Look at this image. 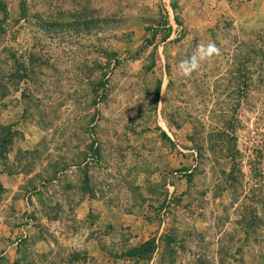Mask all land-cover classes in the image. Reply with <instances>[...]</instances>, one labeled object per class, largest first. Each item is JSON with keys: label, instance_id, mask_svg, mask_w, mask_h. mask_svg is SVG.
Returning a JSON list of instances; mask_svg holds the SVG:
<instances>
[{"label": "rangeland", "instance_id": "obj_1", "mask_svg": "<svg viewBox=\"0 0 264 264\" xmlns=\"http://www.w3.org/2000/svg\"><path fill=\"white\" fill-rule=\"evenodd\" d=\"M1 170L0 264H264V0H0Z\"/></svg>", "mask_w": 264, "mask_h": 264}, {"label": "crops", "instance_id": "obj_2", "mask_svg": "<svg viewBox=\"0 0 264 264\" xmlns=\"http://www.w3.org/2000/svg\"><path fill=\"white\" fill-rule=\"evenodd\" d=\"M10 177H11V175H9V173L4 172V171L2 172V170H1L0 171V184H2L5 187L6 185L4 183L6 181H8L10 179ZM31 199L35 201L36 198H35V196H34V194L32 192L31 193L29 192L26 196H18V198L16 199V202L17 203L20 202L21 204H27L29 206V209H30V207L32 209H34L35 204L33 202H30ZM93 200L95 201V199H93ZM94 201H89L86 204H84V201H83V203H81L80 205L77 206V208L75 210L78 212L79 211V207L83 205V209H82L83 212H81L78 215L79 218H81V219L86 218V216L88 215L89 211L91 209L95 208V206L97 205V202H94ZM104 206L106 208L105 212L108 213L109 212L108 210H109L110 207H108L106 204H104ZM100 207H101V205H100ZM100 209H102V207ZM127 219L128 218H125V220L123 221V225L124 226H131V223H130V220H129L130 218L128 220ZM121 225L122 224H120V226ZM29 227H30L29 224H26L24 228H21L20 229L21 233H23V231H24L23 229L29 228ZM7 228L8 227H7V225L5 223H4V225L2 223H0V234L3 232V230L5 231ZM24 233L25 234H23V236L25 237L26 236V231ZM144 237H146V236L143 235V234H137V233H135L133 235V237H132V240L135 239L133 246L141 245L142 243H144L146 241V239H148V238H145L143 241L140 240V239H143ZM136 239L139 240V241H141V242H136ZM20 240H21V238L15 239V241H12L11 245H9V248L11 247L10 249H12V247H15V248L18 247V244H19ZM42 242H43V245H44V248H43L42 251L47 252V250L49 248V245L44 240ZM88 249H90L91 250V253H93L97 258H99V262L97 264H110L111 263L110 260L113 259V258H111L110 254L108 252L106 254V252L103 251L98 244H93ZM156 250H158V248ZM7 253H8V251H1V255L0 256L7 257L6 256ZM15 259H16L15 257H12L11 261L13 262V261H15Z\"/></svg>", "mask_w": 264, "mask_h": 264}, {"label": "clouds", "instance_id": "obj_3", "mask_svg": "<svg viewBox=\"0 0 264 264\" xmlns=\"http://www.w3.org/2000/svg\"><path fill=\"white\" fill-rule=\"evenodd\" d=\"M222 54L221 48L213 41L200 43L196 46L191 55L179 61L177 67L179 73L185 78H191L201 68L204 62Z\"/></svg>", "mask_w": 264, "mask_h": 264}, {"label": "trees", "instance_id": "obj_4", "mask_svg": "<svg viewBox=\"0 0 264 264\" xmlns=\"http://www.w3.org/2000/svg\"><path fill=\"white\" fill-rule=\"evenodd\" d=\"M149 247L151 250H154V247H155L154 240H148V241L144 242L141 246H134L130 250L129 256H136L138 253L146 252Z\"/></svg>", "mask_w": 264, "mask_h": 264}]
</instances>
